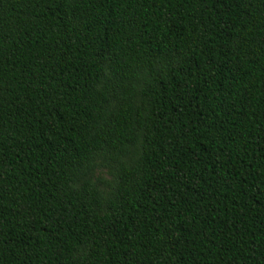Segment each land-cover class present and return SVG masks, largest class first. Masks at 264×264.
<instances>
[{
	"label": "trees",
	"instance_id": "16d2710c",
	"mask_svg": "<svg viewBox=\"0 0 264 264\" xmlns=\"http://www.w3.org/2000/svg\"><path fill=\"white\" fill-rule=\"evenodd\" d=\"M0 264H264V0H0Z\"/></svg>",
	"mask_w": 264,
	"mask_h": 264
}]
</instances>
